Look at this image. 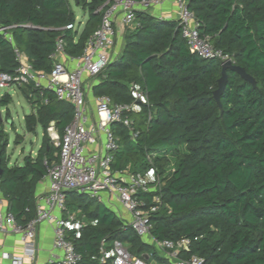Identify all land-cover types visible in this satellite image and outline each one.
<instances>
[{"label": "trees", "instance_id": "16d2710c", "mask_svg": "<svg viewBox=\"0 0 264 264\" xmlns=\"http://www.w3.org/2000/svg\"><path fill=\"white\" fill-rule=\"evenodd\" d=\"M185 1L200 24V35L233 57L257 85L228 70L221 110L214 92L222 62L192 53L178 21L137 12L139 26L127 30L122 52L92 89L95 98L131 104V85L138 84L151 106L142 104L135 116V138L123 124L112 125L119 141L113 169L143 177L151 168L148 157L153 158L163 186L140 193L139 199L147 208L155 197L161 199L160 209L150 215L152 235L191 239L185 258L197 255L205 264H264V0ZM73 2L87 18L82 31L67 29L77 23L71 0H0V29H6L0 32V72L17 73V49L35 71L50 74L59 41L66 55L81 57L110 0ZM19 89L33 109L24 118L26 130L35 133L41 126L43 140L36 157L11 165L9 134L0 128V193L17 224L25 227L37 214V185L60 158L49 130L53 127L62 139L75 107L46 89ZM12 100L6 93L0 106ZM149 112L153 120L147 126ZM172 158L176 167L170 172ZM66 207L78 224L67 239L81 258L79 264H100L101 245L114 241L129 245L133 254L153 251L158 256L116 213L89 195L67 193Z\"/></svg>", "mask_w": 264, "mask_h": 264}, {"label": "built area", "instance_id": "2783aa9c", "mask_svg": "<svg viewBox=\"0 0 264 264\" xmlns=\"http://www.w3.org/2000/svg\"><path fill=\"white\" fill-rule=\"evenodd\" d=\"M165 1L110 0L99 28L88 40L81 57L66 55L63 42L59 41L50 74L35 71L27 57L17 49L15 55L20 64L17 73L9 75L0 72L1 89L31 85L37 90H49L58 101L69 102L75 107V118L66 127L63 138H53V141L59 140L55 144L61 149L60 158L57 163L48 166L45 179L50 187L37 199L36 217L25 227L19 226L0 194V232L19 235L25 247L23 257L3 255L5 259L12 260V264H24V257L35 258L37 234L43 223L54 226V248L62 254L55 264H79L81 258L67 239L68 231L78 228L74 222L75 215L67 212L66 197L69 192L89 195L100 203L104 196H108L109 201L118 202L125 211L123 214L117 213L123 224L131 227L158 254L150 251L136 255L130 251L129 245L114 241L110 247L106 243L101 245L100 264H205L200 256L184 257L192 245L191 239L158 240L152 235L154 226L150 222V215L160 209L161 199L155 197L153 205L147 208L139 199V194L155 192L163 186L153 158L148 157L151 168L143 177L129 173V169H113L119 141L112 125L121 123L132 132L134 138L138 135L135 116L141 112L142 104L151 107L144 89L138 84L131 85L135 98L131 104H114L109 97H97L95 114L90 117L86 114L89 105L86 81L95 79L98 82V77L114 60L118 26L134 30L139 26L137 12L160 6ZM177 6L182 35L192 53L203 59H218L222 64L228 61L235 63L233 57L214 49L210 39L200 35V24L185 0H177ZM76 28L77 24L67 27L68 30ZM5 31V28L0 29V32ZM9 40L12 41L10 36ZM44 102L47 104L49 101ZM152 120L153 113L149 112L146 125L149 126ZM159 258L165 261L161 262Z\"/></svg>", "mask_w": 264, "mask_h": 264}, {"label": "crops", "instance_id": "0c3cea01", "mask_svg": "<svg viewBox=\"0 0 264 264\" xmlns=\"http://www.w3.org/2000/svg\"><path fill=\"white\" fill-rule=\"evenodd\" d=\"M151 15L165 21H178L180 17V11L177 6L176 0H166L162 5L155 6L147 10ZM82 24H85L87 18ZM84 26V25H83ZM127 29L123 26H118V41L116 46V55H120L124 45V37L126 35ZM114 58V59H115ZM98 84V82L96 83ZM95 85V84H94ZM93 85V86H94ZM91 87L92 96H88V110L87 115L90 117L95 114L96 110V99L93 96ZM95 105V106H94ZM92 123V121H91ZM31 155L36 157L37 153L32 152ZM25 159V157H24ZM24 161V160H23ZM14 164L23 165L19 161L14 162ZM11 160V165H14ZM50 187L49 182L44 178L36 188V197L39 199L45 193L48 192ZM1 194V193H0ZM54 239L55 232L53 224L43 223L38 230L37 239H36V254L35 258L32 260L28 257H24V264H49L55 263L57 258L61 257V252L57 251L54 248ZM25 247L19 235L15 233L4 234L0 232V264H12V260L5 259L4 254H8L11 258L14 256H24Z\"/></svg>", "mask_w": 264, "mask_h": 264}, {"label": "rangeland", "instance_id": "374dc122", "mask_svg": "<svg viewBox=\"0 0 264 264\" xmlns=\"http://www.w3.org/2000/svg\"><path fill=\"white\" fill-rule=\"evenodd\" d=\"M71 1L75 14L77 16V27L80 29V31H82V29L84 28V24L82 23L85 21V14L81 8L74 4L73 0ZM96 83L97 81L95 79H89L86 81V92L88 93V95L92 96L91 87ZM6 93L11 94L13 100L8 106H0V128L5 129V131L9 134L10 145L8 148V154L13 164L17 161H19V163H23L24 157L31 155L32 152L37 153L39 151L43 140V130L42 127L39 126L37 128V132H27L24 118L25 116L31 114L33 110L31 104L26 100L22 91L18 87L7 89L0 88V100ZM8 112L10 118H8ZM49 133L52 140L53 138L58 136V133L55 129L50 130ZM18 135L21 137L19 140V144L16 143V138ZM54 142L58 144L59 140L57 139ZM175 167L176 162L172 158V165L169 168L170 172ZM128 172L131 173L130 170ZM102 204L116 214H123L125 212L118 202H114L113 200L109 201L108 196L103 197ZM110 245L111 243H109V247Z\"/></svg>", "mask_w": 264, "mask_h": 264}, {"label": "water", "instance_id": "95a60500", "mask_svg": "<svg viewBox=\"0 0 264 264\" xmlns=\"http://www.w3.org/2000/svg\"><path fill=\"white\" fill-rule=\"evenodd\" d=\"M228 70H232L237 72L241 78L253 86L256 87L257 82L256 79L253 78L251 75H249L245 69L237 66L235 63L232 61H228L222 64V77L218 81V89L214 92V98L218 103L219 108L222 110V105H221V96L224 93L227 84H228ZM1 168H0V176H1Z\"/></svg>", "mask_w": 264, "mask_h": 264}]
</instances>
